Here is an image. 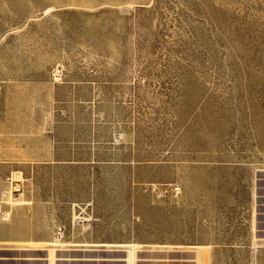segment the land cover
<instances>
[{
	"label": "rangeland",
	"instance_id": "374dc122",
	"mask_svg": "<svg viewBox=\"0 0 264 264\" xmlns=\"http://www.w3.org/2000/svg\"><path fill=\"white\" fill-rule=\"evenodd\" d=\"M6 114L0 264H264V0H0Z\"/></svg>",
	"mask_w": 264,
	"mask_h": 264
},
{
	"label": "crops",
	"instance_id": "0c3cea01",
	"mask_svg": "<svg viewBox=\"0 0 264 264\" xmlns=\"http://www.w3.org/2000/svg\"><path fill=\"white\" fill-rule=\"evenodd\" d=\"M11 117V114H6L2 121L5 124L2 125V131L0 132L5 135L0 137V161L51 162L62 158L61 150L63 146L53 143V135L50 130H42L37 120H35L31 122V128L29 129L33 134L28 138H21L19 133L23 132V129L14 126L15 116ZM27 121L30 124L29 120ZM17 212L19 213L20 210H17Z\"/></svg>",
	"mask_w": 264,
	"mask_h": 264
},
{
	"label": "built area",
	"instance_id": "2783aa9c",
	"mask_svg": "<svg viewBox=\"0 0 264 264\" xmlns=\"http://www.w3.org/2000/svg\"><path fill=\"white\" fill-rule=\"evenodd\" d=\"M21 184L19 183V181H16L15 179H10L9 180V189L7 190V192L3 195L4 197H6V200L4 202H6V204L9 203L10 205V200L12 199H16L17 196L21 195ZM173 193L175 195H177L179 193V188L174 187L172 189ZM0 215L2 216L3 220H7L9 217V211L3 210L0 204ZM65 235V229L63 225H58L55 228V232H54V239L56 241H60L63 239Z\"/></svg>",
	"mask_w": 264,
	"mask_h": 264
}]
</instances>
